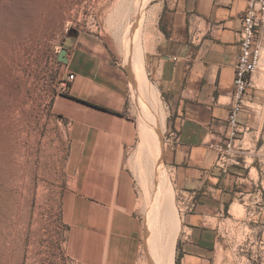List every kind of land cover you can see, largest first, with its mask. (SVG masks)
<instances>
[{
    "label": "rangeland",
    "instance_id": "rangeland-1",
    "mask_svg": "<svg viewBox=\"0 0 264 264\" xmlns=\"http://www.w3.org/2000/svg\"><path fill=\"white\" fill-rule=\"evenodd\" d=\"M11 1L14 8L5 14L0 0V264L154 263L144 250L146 217L158 192L166 195L163 176L174 189L177 243L182 215L190 211L165 157L176 144L168 135L171 109L148 71L161 0ZM38 2L39 17L33 9ZM136 37L150 85L158 90L148 101L152 108L157 104L152 114L163 140L161 172L126 64ZM69 41L97 55L105 78L123 94L117 112L131 124L122 162L119 136L107 137L117 142L113 146L104 145L106 135L94 130L87 144H74L76 128L52 109L55 97L66 93L67 64L58 57ZM255 164L245 169L241 186L258 179ZM242 198L214 224L221 237L219 264H264V223L258 219L264 197L257 212L251 198Z\"/></svg>",
    "mask_w": 264,
    "mask_h": 264
},
{
    "label": "crops",
    "instance_id": "crops-1",
    "mask_svg": "<svg viewBox=\"0 0 264 264\" xmlns=\"http://www.w3.org/2000/svg\"><path fill=\"white\" fill-rule=\"evenodd\" d=\"M247 7L248 0H161L159 4L156 43L147 56L148 71L171 109L168 135L171 141H177L165 157L173 181L182 195L194 194L197 198L196 208L182 215L176 249L179 264H219L221 237L215 225L222 220L226 206L231 212L242 197L251 198L255 212L263 204L264 62L253 76L245 95L247 107L238 117L244 131V136L239 135L244 137L241 144L249 156H256L258 179L241 186L246 171L239 167L231 168L225 176L216 171L208 174L217 160L211 145L228 139L235 65ZM198 26L211 33L202 44L193 45L190 34ZM257 40L264 57V32ZM80 43H73L69 63L64 65L68 76L74 73L76 78L68 83L66 93L55 97L52 109L64 124L76 128L74 144H87L94 130L106 135V140L101 136L100 144L104 145L113 146L117 142L107 137L119 136L122 162L128 143L124 140L125 127L131 124L117 112L123 94L105 78L102 60ZM258 219L264 223V212Z\"/></svg>",
    "mask_w": 264,
    "mask_h": 264
},
{
    "label": "built area",
    "instance_id": "built-area-1",
    "mask_svg": "<svg viewBox=\"0 0 264 264\" xmlns=\"http://www.w3.org/2000/svg\"><path fill=\"white\" fill-rule=\"evenodd\" d=\"M262 32H264V0H248L240 35V53L235 65L233 102L228 114V139L222 143L211 145V148L217 153V160L208 174L216 171L225 176L230 173L233 167L245 170L256 163V156H249L248 151L241 144L244 137L240 138L239 135L244 136V131L238 122V117L247 107L245 95L252 85L253 76L263 66V49L257 40L258 34H262ZM210 33L211 30H204L198 26L191 32L189 40L193 45H200ZM75 78V74H69L64 83V90L67 89L68 83L73 82ZM176 141L177 138H175ZM187 199L189 204L186 209L194 210L197 206L196 195L189 194Z\"/></svg>",
    "mask_w": 264,
    "mask_h": 264
},
{
    "label": "bare ground",
    "instance_id": "bare-ground-1",
    "mask_svg": "<svg viewBox=\"0 0 264 264\" xmlns=\"http://www.w3.org/2000/svg\"><path fill=\"white\" fill-rule=\"evenodd\" d=\"M143 5L145 6V4H143ZM144 6H142V7L144 8ZM13 8H14V3H12L11 0H4L2 10L5 14H10V12H12ZM33 9L36 12L35 16L39 17L40 12L42 10L41 4H39V2L33 4ZM44 9L46 11L47 8H44ZM140 17H141V14H138L137 20H139ZM138 23H139V21H137V24ZM135 30H133V31H135ZM137 38L138 37L131 38V40H130L131 48L129 50L130 52L128 51L129 53L127 55V63L126 64H127V67L131 73L132 92L134 94L135 100L138 101L141 108H143L142 109L143 110L142 112H144L143 118H145V121H147V122H145L143 120V122H145L146 124L142 123V125H141L142 129L143 130H145V129L149 130V132H151L155 137V138H153V136L151 135L152 138L155 139V142H156L155 145H156L157 159H156L155 164L157 165L159 171L161 172V171H163V168H164L163 167V156H162V141L163 140L161 138L162 135L161 136H159L160 134L158 135V133H159V131H158V125L159 124L157 123L158 120H156L154 118L155 116H153L154 114H152V110L155 106L157 107V104L155 106H153V108H152L150 106V104L151 103L154 104V102L150 103L148 101V100H151L150 99L151 97L154 98L153 101H155V98L157 97V94H158V92H157L158 90L156 91V89L154 88L156 86L153 87L152 85H150V81L148 79V75H147L146 68L144 65V59H143L142 53L140 51L141 50L140 45H139L140 41L137 43ZM127 44H129V43H127ZM144 97L146 98V100ZM156 107H155V109H156ZM146 130H145V132H146ZM143 135H145V134H143ZM149 135H150V133H149ZM153 142H154V140H153ZM154 159H155V157H154ZM138 165H139V163H138ZM154 168H156V167H154ZM153 173L155 174V172H153ZM158 174H159V172H158ZM167 175L168 174H166V176H163V179H164L163 183L164 182L165 183L164 184L161 183L162 185H164V187H163L164 189L162 187L161 188L166 193V195H164L165 197L161 196L162 195V194H160L161 191L158 190L159 192L157 194V198L155 199V201L153 202L151 207H149L150 209H149L148 213H147V210L145 212V213H147V217H146V241H145V249L144 250H146L145 253L151 254V256L153 257L152 259H154L153 260L154 263H152V264H176L175 258H176L177 234H176V230L174 232V228H175V225L177 223L178 218L176 219V215H174V212H173L172 199L174 198V194L172 192L174 189L172 188L173 185L170 182L171 179L167 178ZM157 179H159V178H157ZM177 227H178V225H177ZM178 228H180V227H178ZM178 232H179V230H178ZM146 256H148V255H146Z\"/></svg>",
    "mask_w": 264,
    "mask_h": 264
},
{
    "label": "water",
    "instance_id": "water-1",
    "mask_svg": "<svg viewBox=\"0 0 264 264\" xmlns=\"http://www.w3.org/2000/svg\"><path fill=\"white\" fill-rule=\"evenodd\" d=\"M73 48V42L69 41L64 45V49L60 52L58 60L64 64L69 63L68 53Z\"/></svg>",
    "mask_w": 264,
    "mask_h": 264
},
{
    "label": "trees",
    "instance_id": "trees-1",
    "mask_svg": "<svg viewBox=\"0 0 264 264\" xmlns=\"http://www.w3.org/2000/svg\"><path fill=\"white\" fill-rule=\"evenodd\" d=\"M101 109L105 110L104 108H101ZM176 264H179V260H178V259H177V262H176Z\"/></svg>",
    "mask_w": 264,
    "mask_h": 264
}]
</instances>
